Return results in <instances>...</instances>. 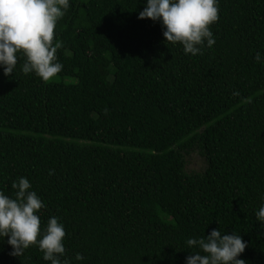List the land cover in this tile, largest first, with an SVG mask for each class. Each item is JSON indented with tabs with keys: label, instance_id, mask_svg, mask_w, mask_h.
Wrapping results in <instances>:
<instances>
[{
	"label": "trees",
	"instance_id": "1",
	"mask_svg": "<svg viewBox=\"0 0 264 264\" xmlns=\"http://www.w3.org/2000/svg\"><path fill=\"white\" fill-rule=\"evenodd\" d=\"M147 0H70L54 46L72 82L0 68V191L21 177L78 264H185L186 241L241 235L264 264V0H219L215 45L186 55L140 20ZM200 152L206 168L187 170ZM0 264H50L37 246Z\"/></svg>",
	"mask_w": 264,
	"mask_h": 264
},
{
	"label": "clouds",
	"instance_id": "2",
	"mask_svg": "<svg viewBox=\"0 0 264 264\" xmlns=\"http://www.w3.org/2000/svg\"><path fill=\"white\" fill-rule=\"evenodd\" d=\"M69 7L70 0H0V68L5 77H13L18 54L25 58L21 68L25 75L35 73L48 82L63 70L56 55L60 45L53 43L54 30ZM138 18L161 23L167 44H181L186 55L197 56L205 45L211 49L216 43L211 26L219 20V0H147ZM255 62L264 66V53L257 52ZM11 187L14 198L0 191V239L8 238L11 255L22 256L37 246L43 261L72 264L69 259L62 260L65 226L53 216L41 228L38 213L45 204L30 181L21 177ZM255 215L264 227V204ZM186 244L198 250L191 252L185 264H246L238 258L248 247L241 235L225 234L218 228L199 239L190 238ZM74 259L80 264L85 257L77 253Z\"/></svg>",
	"mask_w": 264,
	"mask_h": 264
},
{
	"label": "rangeland",
	"instance_id": "3",
	"mask_svg": "<svg viewBox=\"0 0 264 264\" xmlns=\"http://www.w3.org/2000/svg\"><path fill=\"white\" fill-rule=\"evenodd\" d=\"M50 81H57V82H72L71 79H62L56 76L54 79ZM188 158V166L187 170L192 172H200L206 168V162L204 158L201 156L200 152L192 151V153L187 157Z\"/></svg>",
	"mask_w": 264,
	"mask_h": 264
}]
</instances>
